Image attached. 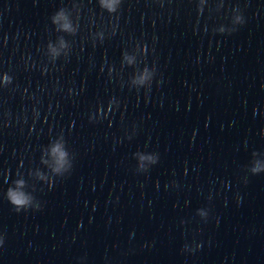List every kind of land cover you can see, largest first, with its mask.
Here are the masks:
<instances>
[{"label": "clouds", "instance_id": "9594fccd", "mask_svg": "<svg viewBox=\"0 0 264 264\" xmlns=\"http://www.w3.org/2000/svg\"><path fill=\"white\" fill-rule=\"evenodd\" d=\"M108 10L111 11H115L114 7H109ZM68 26L65 25V28H67ZM3 82L5 84L10 83L11 82V78L8 77L7 75L4 76L3 78ZM53 153L56 155L57 157V164L58 167L56 169V171H61V169L64 168V165L66 164V157H67V152L63 150V146L61 144H56L53 149H52ZM9 196V200L10 202L15 206L17 211H20L22 208H26L29 206L30 204V200L28 197H26L23 193L21 192H17V191H13V190H9L8 193Z\"/></svg>", "mask_w": 264, "mask_h": 264}]
</instances>
